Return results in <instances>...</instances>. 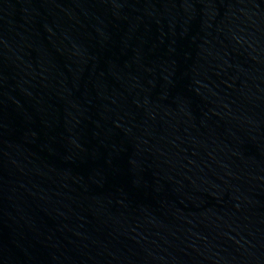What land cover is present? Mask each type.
Returning <instances> with one entry per match:
<instances>
[{"label": "water", "instance_id": "1", "mask_svg": "<svg viewBox=\"0 0 264 264\" xmlns=\"http://www.w3.org/2000/svg\"><path fill=\"white\" fill-rule=\"evenodd\" d=\"M0 264H264V0H0Z\"/></svg>", "mask_w": 264, "mask_h": 264}]
</instances>
